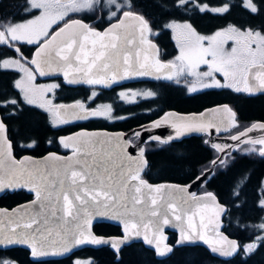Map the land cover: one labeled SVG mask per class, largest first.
<instances>
[{
	"label": "snow or ice",
	"instance_id": "6c2138e0",
	"mask_svg": "<svg viewBox=\"0 0 264 264\" xmlns=\"http://www.w3.org/2000/svg\"><path fill=\"white\" fill-rule=\"evenodd\" d=\"M261 4H264V0H261ZM189 5L202 14H226L231 7L229 3L209 7L207 3H198V0H176V7L187 8ZM23 7L25 15H31L33 11H38L40 15L24 22L0 19V47L12 48L18 54L16 58L0 59V70L15 68L23 74L13 84L14 90L20 94L19 99L0 101V108L12 109L9 116L23 111V105L36 106L49 114L53 127H59L70 121L112 115L110 105L90 109L80 100L71 105H56L46 99L43 94L59 86H37L34 83V72L45 76V69L62 72L66 82L72 85L84 83L108 87L127 78L154 74L157 79L171 81L187 74L195 77L201 88H229L249 94L264 91V26L256 28L229 24L212 35L204 36L188 21L171 20L164 24V28L185 37L180 54L169 62L148 56L141 61V46H146V50L156 49L150 36L159 35V32H153L152 21L135 11L131 0H25ZM243 7L253 16L262 11L255 0H244ZM97 10L101 12V19L103 13L107 12L109 27L103 32L82 19H71L72 14L95 13ZM129 21L134 23L130 24ZM61 23L63 27H59ZM54 25L59 27V31L51 34L49 29ZM230 41L234 46L229 52L224 46ZM25 42L37 45L31 60L17 46ZM133 48L136 49L135 60L131 55ZM201 65L206 66L207 71H199ZM161 73L163 77L159 75ZM217 74L222 75L223 83L216 78ZM205 80L208 82L203 83ZM188 90L196 92L197 88L193 86ZM37 94H40L39 104ZM97 95L93 91L89 101ZM118 95L125 102H131L139 94L120 92ZM153 95L151 91L144 93L145 97ZM207 111L222 118L219 122L206 120V113L181 117L179 122L172 123L175 136L170 135L166 140L149 137V140L164 144L185 133H204L213 128L220 133L238 127L236 113L228 105ZM167 116L166 113L165 118L154 121L152 127L167 123ZM6 119L0 116V158L12 160L14 144L7 135ZM225 124L227 127L222 129L221 126ZM257 128L264 130V123L253 124L238 135H231L235 149L264 157V135L259 138L249 135ZM94 136L79 133L72 137H61L59 143L65 149H72V157L62 158L50 153L42 163L52 161L54 171L48 167L29 168L24 162L29 159L26 157L21 162L12 160L5 172L0 160V194L27 187L35 196L22 215H16L17 210L13 209L7 223L0 220V247H26L30 257L42 258L65 255L78 246L105 245L119 259L125 246L142 240L153 248L156 256L164 258L173 253L174 247L202 242L211 253L232 257L241 250L245 255L251 254L258 243L264 242V221L252 225L261 235L243 245L220 231L221 214L227 209L213 192L197 195L190 191L191 185L153 186L142 179L140 173L146 164L142 144L148 141L141 140L139 131L109 136L107 139L111 150L105 151L99 158L85 151ZM241 145L250 147L241 149ZM212 147L218 153L211 162L212 168L205 169L196 177V181L207 182L206 177L214 175L213 169L227 167L230 163L231 151L227 149H231V145L213 143ZM234 195L238 200L239 192L236 191ZM260 206L264 208V199H261ZM94 217L117 222L121 234L109 237L96 235L92 231ZM173 220L174 226L179 229L175 246L168 244L164 235V226ZM0 264L18 262L0 259ZM74 264L92 262L77 259Z\"/></svg>",
	"mask_w": 264,
	"mask_h": 264
},
{
	"label": "trees",
	"instance_id": "16d2710c",
	"mask_svg": "<svg viewBox=\"0 0 264 264\" xmlns=\"http://www.w3.org/2000/svg\"><path fill=\"white\" fill-rule=\"evenodd\" d=\"M261 5L262 11L259 15H250L243 7L242 0H198V3H207L210 6H222L224 3L231 5L226 14H214L212 12L200 13L192 5L187 8L176 7V0H131L134 10L142 13L148 20L152 21L153 32L159 35L151 36L164 57L171 56L174 51L175 38L170 29H165L164 24L171 20L188 21L198 31L208 32L225 24L248 27L249 25L259 28L264 26V4L261 0H255ZM4 57V47H0V59ZM17 74L9 70H0V101L9 98L19 99L18 90H14L13 84ZM190 78L182 77L181 80L189 82ZM168 90H162L158 104L163 107L173 108L177 111L188 112L201 110L209 105V98L213 95L211 91L197 95L188 96L181 89H175L168 83ZM163 102V103H162ZM242 108H239L242 118L251 116L264 119V100L258 97H248L240 100ZM11 108H0V115L7 117L8 137L13 144L25 142L30 138L37 141L36 147L28 152L39 154L54 149L53 146L46 147L44 138L48 130L45 114L34 106L23 105V111L15 116H9ZM156 115V114H155ZM153 116V115H152ZM152 116H139L136 120L127 119L125 123H141ZM133 125V127L135 126ZM243 127L232 128L236 131ZM130 128V127H129ZM202 136H190L178 141L160 143L148 141L144 144L147 167L141 176L149 182L172 181L187 183L210 164V160L216 156V151L206 143ZM250 147V145H242ZM39 148L40 150H37ZM264 175V157L255 153H245L236 150L231 154V160L227 167H216L214 175L199 188L200 190H211L216 194L218 200L227 206L224 215V231L238 239L243 245L256 240L261 232L252 227L264 221V213L260 206L264 199V190L261 189L260 180ZM239 192L237 200L234 193ZM31 195L24 189L5 192L0 196V206L11 207L17 203L28 200ZM239 205V207L237 206ZM95 233L103 235L118 234L119 228L108 223H98L93 226ZM170 242H174L175 234L169 233ZM83 257L89 259L92 264H264V242L258 243L253 253L245 255L241 250L238 254L228 260H219L211 256L201 246L174 247L173 253L164 259H157L153 252L144 248L140 243H132L122 249L119 259L108 246L100 248H83L72 255L55 260L30 262L26 258V251L20 247L0 250V259H8L18 264H74L73 258Z\"/></svg>",
	"mask_w": 264,
	"mask_h": 264
},
{
	"label": "flooded vegetation",
	"instance_id": "af4514ba",
	"mask_svg": "<svg viewBox=\"0 0 264 264\" xmlns=\"http://www.w3.org/2000/svg\"><path fill=\"white\" fill-rule=\"evenodd\" d=\"M24 4H25V0H0V19L11 18V19H14L15 22H24V21L33 19L34 17L40 15L38 11H33L31 15H25L24 7H23ZM100 17H101V12L99 10H97L95 13L85 12L81 14L71 15V19L73 18L82 19L84 20V22L90 25H93L97 30H102L109 24L106 11L103 13V18L101 19ZM62 24L63 23L59 24V26H61ZM56 28L58 27L54 25L51 29H49V32L52 33V31H54ZM17 46L20 47L23 55L29 59L36 45H29L25 42V43H20ZM233 46L234 44L230 41L224 47L227 51L230 52ZM17 55L18 54L14 51V49L9 48V47H4V58H16ZM174 56H175V46H174L173 54L168 57H164L162 55L161 50L159 49V58L165 62L171 61V59ZM8 70L15 72L17 74L15 81L20 77V72L17 69L11 68ZM199 71L201 72L207 71L206 66L201 65L199 68ZM34 75L36 76L34 83L37 86H41V85L48 86L52 84H56L59 86L58 88L48 93L43 94L46 99L52 100L53 103L56 105L73 104L75 101L80 100L84 102L86 106L90 109H96L97 107L103 106V105H110L112 107L113 111H112L111 116L95 117V118L84 119V120H75V121H70L66 125H62L59 127H53L50 124L49 114L44 109H40L34 106L40 109L45 114L46 124L49 128L48 130H51L50 133L47 132L46 137L44 138L45 146L46 147L53 146L54 149L49 150V151H55L61 154H66L70 152V149L63 148V146L59 143L60 138L65 137L66 135L71 134L75 131L98 130V129H106V130H111V131H115V130L127 131L130 128H132L133 125H135V123H132V122L125 123L124 121H126L127 119L136 120V118H138L139 116L148 117V116L153 115L152 118H149L148 120H144V121L141 120V123L139 124H142V123H145L159 116L167 109H173V108H167L165 106L164 110L162 111L163 107L158 104V101H159L158 99L163 92L162 90L169 89L168 83H171L173 86H175V89L179 88L183 90L184 93L188 96L197 95V94H201V93L209 92V91L213 92L212 93L213 97L209 98L210 101H209L208 106L220 104V103H227L236 113L237 124L242 123L243 127L256 120L264 121V119L257 118V116L256 117L251 116L249 118H242L239 112V108H242V103L240 102V100H243L248 97H252V98L258 97L260 100H264V91L249 94L246 92H236L233 89H229V88H201L200 82H197L195 77H192L189 75H188V77L190 78L189 82L181 80L183 76H180L178 78H174L171 81L166 80V79H151V80L127 82V83L112 85L110 87L90 86V85L83 84V83H79L75 85H67L63 82V80L60 77L42 78V77H39L36 74V72H34ZM216 78L220 79L222 83L224 82L222 75L217 74ZM202 82L207 83L208 81L205 80ZM193 86L197 88V91L189 92L188 89ZM93 91L97 92L98 95L93 100L89 101V97L91 96ZM147 91L153 92L154 95L151 97H145L144 93ZM120 92H128V93L136 92L139 95H137L135 99L132 100L131 102H125L119 97L118 94ZM117 117H127V119H117ZM231 130L228 131L227 133H224L223 135L232 133L233 131ZM7 135H8V132H7ZM202 135L205 136L204 140H206V135L205 134H202ZM36 144H37V141L34 138H30L29 140L25 142H18L13 147V154L16 157H19L24 154L38 156L45 152H48V151H45L39 154H35L33 152L27 151L28 149L29 150L34 149L36 147ZM28 145H31V146H28ZM37 150H40V149L37 148ZM263 182H264V175L261 177V180H260V186L262 190H264ZM202 191H206V190H200L199 192H202ZM262 210L264 213V208H262ZM259 222H262V221H259ZM26 258L30 262H34L28 258L27 251H26Z\"/></svg>",
	"mask_w": 264,
	"mask_h": 264
},
{
	"label": "water",
	"instance_id": "95a60500",
	"mask_svg": "<svg viewBox=\"0 0 264 264\" xmlns=\"http://www.w3.org/2000/svg\"><path fill=\"white\" fill-rule=\"evenodd\" d=\"M73 19H78V18H73ZM116 22L117 21H112V23H116ZM129 23L130 24L134 23V21H129ZM59 27H63V24L61 26H59ZM59 27L56 28L54 31H52L51 34H54V33L58 32L59 31ZM108 27H109V24L104 29L98 30V31L103 32ZM49 39H51V35L49 36ZM152 42L157 46L156 49L146 50V46H141V52H140L141 61H143L144 56H148L149 58H158V59H160L159 58L158 45L156 44V42L153 39H152ZM36 47H37V45L35 46L34 50L32 51L31 57L28 60L32 59L33 54L36 52ZM53 55H54V53H53ZM131 55L133 57V60H135V56H136V49L135 48L131 49ZM161 61L165 62L163 60H161ZM32 67L35 68V66H32ZM45 71L47 72V75H45V76H40L39 72H36V74L39 77H42V78L60 77L65 84L72 85V84H68L66 82L62 72H49L48 69H45ZM159 75L161 77H163V73H161ZM151 79H157L156 75L154 74V75L145 76V77L127 78V79H124V80H120V81L116 82L113 85L127 83V82H133V81L151 80ZM160 79H163V78H160ZM103 87H105V86H103ZM108 87H110V86H108ZM259 92H263V91H259ZM62 105H71V104H62ZM223 105H228V104L227 103H220V104H215V105L204 107L201 110L188 111V112L177 111L175 109H167L162 114H160L159 116H157V117H155V118H153V119H151V120H149V121H147L145 123H142V124H139L137 126H134V127L130 128L127 131H122V130L111 131V130H106V129L78 130V131H75V132H73L71 134L66 135L65 137H72V136H75L76 134H79V133L95 134V136L93 137V142H89V144H88L87 148L85 149V151H87L89 153H93L99 158L102 155H104L105 151H110L111 150V145L109 144L108 139H107L109 136H116V135L121 134V133H134L136 131H139L141 133V140L142 141H158V140H149V137H159L161 140H166L168 138V136H170V135L171 136H175V129L172 127V123L173 122H179V119L181 117H190L192 115H199L200 113H206V117H205L206 120H215V121L219 122L220 119L222 118V116L221 115H217L216 113H213V112H209L207 110L216 109L218 107H222ZM166 113L168 114V116L166 117L168 122L167 123H162L159 127L153 128L152 127V123L154 121H158V120H161L162 118H165V114ZM259 123H264V121H258V120L253 121L252 123L244 126L243 128H241L239 130H236V131H234V132H232L230 134H227V135H223V134L227 133L232 128H228L227 131H223L222 130L220 133H217L215 128L210 129L208 132H204V133H200V132L185 133L184 135L174 139L173 141H178V140H181L183 138L190 137V136H201L202 134H205L206 135V140L209 141L208 144L211 147H212L213 143H220L222 146L224 144H228V145H231L232 148L231 149H227V150H230L231 154H232L234 151H236V149H235V142L230 140V136L231 135H238L240 132H243L246 127H250L253 124H259ZM221 127L223 129V128H226L227 125L225 124V125H222ZM145 129H147V130H145ZM249 135L254 137V138H259L261 135H264V130H261V129L257 128L253 132L249 133ZM173 141H170V142H173ZM142 146L144 147V144H142ZM69 149H70V152H68L66 154H61V153H58V152H55V151H48V152H45V153H43L41 155H38V156L30 155V154H24V155H21L19 157H16L13 154V150H12V160H15L17 162H21V161H24V158L27 157L29 159L27 161H24L27 167H29V168H33V167H37V166L40 167V168L48 167L50 171H54V168L52 166V161H48L47 164L42 163V161H44V158L47 157L50 153H55L56 155H58V156H60L62 158L72 157V149L71 148H69ZM216 153H217V151H216ZM217 155H218V153L216 154V156H214L210 160V164H209V166L207 168H204L199 174H197L191 181H189L187 183H177V182H172V181L149 182L145 177L141 176V178L144 179L148 184L153 185V186L162 185V184L179 185V186L191 185V187H190V191L191 192H195L197 195H203L205 192H212V191L211 190H206V191L198 192V189L201 186H203L206 182H205V180L196 181V177L200 176L201 173L205 171V169L212 168L211 162H212V160L216 159ZM88 159H89V162L91 163L92 162L91 156H89ZM144 159L146 160V164L142 168L140 175L143 173L144 169L148 165L146 156H144ZM0 160H2V163H3V166H4L3 170L5 172H7L9 167H10V165H11V163H12V160H8L6 157L0 158ZM118 163H119V161H117V164ZM109 167H111V165H109ZM213 171H214V169H213ZM211 176L212 175H210L209 177H206V180L208 181V179ZM23 189L27 193H29L31 195V198H29L28 200L22 201L20 203H17L15 205L11 206V207L0 206V220H2L5 223H7V218H8V216L12 215L13 209L17 210L16 215H22L24 213V211L26 209H28V207L30 205V202L35 199V196H34V193H31L27 187H24ZM6 192H12V191H6ZM4 193L5 192H3L2 194H4ZM2 194H0V196ZM157 199H159V197H157ZM220 203H222V202H220ZM33 207L35 208L36 206H33ZM226 209H227V206H226ZM193 210H195V206H193ZM225 214H226V212L221 214L220 223H221L222 227H221L220 231H222L225 235H227L229 237V239H234V240L238 241L237 238L228 235L223 229L224 228L223 217H224ZM198 220H199V217H197V222H198ZM98 223H108V224L115 225V226H117L119 228V233L118 234H112V235H103V234L95 233L94 230H93V226L95 224H98ZM174 225H175V221L173 220V222L171 224L164 226V235L167 237V241L166 242L168 244H170V245H173V246H175V242H176V240H177V238L179 236V229L177 227H175ZM92 231L96 235L103 236V237H109V236H114V235H120L121 234V229H120V226L118 225V223L115 222V221H112V220H110L108 218H96V217H94L93 218V224H92ZM169 233H174L175 234V240H174L173 243L170 242V240H169ZM133 243H140L144 248L152 251L154 256L157 259H164V258H166L167 256L170 255L169 254L166 257L161 258V257L156 256L155 253H154L153 248L151 246L145 245L142 242V240L135 241ZM195 245L203 247L204 249H206L208 251V253L211 256H213L214 258H217L219 260H228V259H230V258H232V257H234L236 255V254H234L232 257H223V256H220L219 254H213V253L210 252L208 247L206 245H204L202 242H197L195 244H188V245H185V246H195ZM104 246L105 245H101V246H90V245H88V246H78V247L72 249L69 253H67L65 255H61V256H47V257H42V258H32V257H30L29 250L26 247H22V246H10V247H7V248L0 247V250L20 247V248H22V249H24V250H26L28 252V258L31 261L40 262V261H46V260H55V259L66 258V257L72 255L74 252H76V251H78L80 249H83V248H94L95 249V248H100V247H104ZM109 249L113 252V250L110 247H109ZM115 259L117 260V256L115 257Z\"/></svg>",
	"mask_w": 264,
	"mask_h": 264
},
{
	"label": "rangeland",
	"instance_id": "374dc122",
	"mask_svg": "<svg viewBox=\"0 0 264 264\" xmlns=\"http://www.w3.org/2000/svg\"><path fill=\"white\" fill-rule=\"evenodd\" d=\"M242 2H244V0H242ZM209 7H219V6H210ZM179 22H185V20L183 21H179ZM229 24H225L223 26H220V27H216V29H212L211 31H208V32H200L198 31L194 26V28L196 29V31L201 34V35H204V36H209V35H212L213 33H215L216 31L220 30V29H223V28H226ZM171 34L173 35V37L175 38V42H174V46H175V56H178L180 54V47H181V44L185 42V37L183 35H181L179 32H173L171 30ZM175 56L171 59V61L175 58ZM4 58V57H3ZM1 58V59H3ZM23 74L20 73V77L18 79L21 78ZM183 77H188L187 74H184L182 75ZM138 92V91H137ZM39 96L40 94H37V103H40V99H39ZM263 185H264V182H263ZM261 223V222H260ZM259 223V224H260ZM248 243H251V242H248ZM247 244V243H246ZM77 259L79 260H82V261H89V259L87 258H83V257H76V258H73V263L74 261H76Z\"/></svg>",
	"mask_w": 264,
	"mask_h": 264
}]
</instances>
